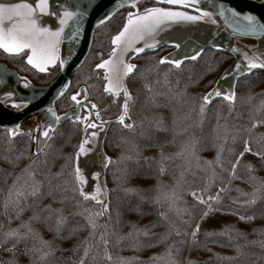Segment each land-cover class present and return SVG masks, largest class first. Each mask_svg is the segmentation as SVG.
<instances>
[{"label": "trees", "instance_id": "16d2710c", "mask_svg": "<svg viewBox=\"0 0 264 264\" xmlns=\"http://www.w3.org/2000/svg\"><path fill=\"white\" fill-rule=\"evenodd\" d=\"M124 12L125 9H121L110 24L95 30L87 59L73 70L70 76L74 88L81 84H94L95 87L90 88V91L98 103L105 99L101 88L102 82L92 81L95 77L93 66L99 61L97 53L105 55L109 50V38L122 24L120 13ZM166 49L142 54L140 59L134 60L140 72L134 79L128 81L134 97L130 109L133 128L112 124L107 132L104 149L111 157L106 174L110 213L99 219L98 223L107 225V228H98L91 242L95 244L100 238V233L106 230L108 252L112 259L111 261L102 259L101 244L100 257L96 261H89L88 264H121L120 258H124L125 264H163V261H153L150 258L165 253L169 245L172 246L173 258L178 264H187L189 260L192 264H264V247L260 243H252L264 241V189L258 192L254 205L243 204L242 201L248 197L241 196L236 191L237 188L245 193L253 191L254 185L249 180L250 175L264 181V161L251 152L246 153L235 170L236 178L229 176L230 163L235 162V155L242 150L243 140L248 137L246 129L254 119H264V107H260L264 102V71H255L238 79L235 102L230 103L217 98L201 116L199 114L201 96L213 86L223 68L230 63L232 55L206 49L200 58L185 61L177 70L169 65H158L157 62ZM0 60L17 69L20 74L28 75L38 84L49 82L58 72V69H55L50 74L36 73L24 63L22 57L8 56L1 50ZM85 77L92 78L85 80ZM165 78L167 83L164 82ZM77 80H80L79 85L76 84ZM144 84L150 85L151 91L145 89ZM181 90L183 95L178 96L177 93ZM55 105L57 112H64L70 108L66 98L59 99ZM113 106V113H117L119 104ZM156 119L161 120L159 125H156ZM262 134L264 126H258L252 133L253 136ZM80 135L81 125L73 126L70 121H66L55 130L53 139L48 142L50 146L44 149L47 155L37 157L33 156V142L28 137H17L13 144L9 145L3 129H0V223L4 225L0 227V234L9 226L16 227L20 220H27L32 215V208H35L41 219L33 222V227L41 232L44 239L52 240L53 233L45 227V223L52 227L56 214L53 213L51 219L45 221L48 213L41 209L48 204H51L53 209H61L66 220L61 226L60 236L53 241L55 253L51 258L52 264H74L79 259L82 253L73 252L72 249L88 236L89 228L84 217L76 213H79L81 208L96 210L91 201H82L78 206L77 201L81 198L71 192L73 185L67 175L68 169L64 170L63 176L54 175L61 170L65 157L74 155L81 139ZM188 138L195 141L194 153L176 155L181 153V145ZM125 140L129 143H123ZM262 144L264 140L261 143L253 141L251 145L253 152L259 150ZM129 145H135L138 153L130 152ZM216 145L223 147L221 154L223 164L209 166L204 161L214 160ZM229 149L233 151L229 152ZM20 153L24 155L17 161L15 156ZM122 153L133 158L121 161L119 158ZM161 153L170 157L163 162L166 169L164 174L160 173ZM4 156H8L12 162L9 163ZM146 157L149 159L146 160ZM196 157H199V160ZM32 160H37V164L32 165L31 169L36 180L43 182L45 193L49 191L50 182L51 195H44L42 199L37 197L35 201L29 196L27 204L32 207L23 212L20 220L13 219L9 225L7 221L9 215L13 213V208L11 205L7 209L4 207L8 189L16 176L21 175L22 170ZM181 172L184 178L177 188L180 199L176 201L175 206L169 209L164 201L157 203L158 194L168 191L175 184L174 177H178ZM213 173L215 177L211 180L209 193L215 195L224 185L228 186L229 191L221 194L219 204H213L219 211L211 212L200 221L201 227L196 243H192L190 231L207 208L199 205L193 208L194 201L190 192L202 189L209 183ZM25 178L22 176V181ZM128 188L137 191H125ZM24 203L22 198L21 206H24ZM178 210L182 214L178 215ZM161 213H165L167 219H162ZM240 215H251L254 218L250 222L241 221ZM190 218L193 220L191 225L182 223ZM132 224L138 229L149 226L147 235L133 231ZM152 224H155V227H151ZM169 225L179 228L181 234L178 236L173 232L166 240L158 243L160 234L168 231ZM228 228L238 230L244 235L235 236L231 232L224 236L205 235L207 232L220 233ZM129 232L133 234L129 236ZM185 232L189 235H185ZM32 243L29 239L28 247H31ZM237 245L240 246L239 256L235 250ZM7 246L9 245L3 247ZM24 247V243L17 246L19 264H28V258L22 254ZM11 255L0 247V262L9 259ZM225 256L235 258L219 259Z\"/></svg>", "mask_w": 264, "mask_h": 264}, {"label": "snow or ice", "instance_id": "6c2138e0", "mask_svg": "<svg viewBox=\"0 0 264 264\" xmlns=\"http://www.w3.org/2000/svg\"><path fill=\"white\" fill-rule=\"evenodd\" d=\"M251 7L247 10H238L235 6H226L225 3L217 2V0H207L209 7L204 6L203 0H113V7L107 11L96 22V28L99 29L102 26H107L111 23L114 17L120 12L121 9H126V12L120 13L122 15V24L117 27L114 34L110 36V50L107 52L106 58L102 53H97L99 62L95 63L94 76L97 80L102 82V91L108 97L111 98V103L116 104L117 98L122 97V104L119 105L120 111L116 117V123L122 125L125 128L132 129L133 124L127 121L131 119L130 109L134 102V97L128 86V81L136 77V74L140 72L138 65L131 62L133 59H140L142 54L147 52H156L166 46H171L181 56L168 54L163 56L157 62L158 65H169L179 70L185 61H195L201 57L205 51L201 46H186L185 43L180 40L174 39L169 36L165 39V35L171 33L176 27L181 25L197 26L207 25L217 31L231 30L233 37L242 36H260L264 37V0H250ZM98 7L93 3V0H84L83 7L81 4L76 5V10H70L68 7L61 5L60 11L51 10L50 0H35V3L29 2V0H0V50L8 56L22 57L24 63L30 66L36 73L50 74L52 70L58 69L61 73L65 72L71 65L69 57H65L61 52V45L65 39V29L69 25V21L75 22V30L72 32V38H76L80 35V22L87 15L88 8L93 10ZM256 9H260V12H256ZM58 18V26L54 29L44 23H42V17ZM223 22L222 25L220 22ZM214 50L222 49L221 44L212 42L209 45ZM230 51L237 53L241 59L234 62V64L225 70L220 81L211 91L203 94L199 103V114L202 116L206 108L213 103V98H220L224 101L232 102L235 99V93L231 89L233 88V81L238 77H242L246 74L252 73L253 70H264V50L254 49L251 54L249 51L241 50L238 46H232ZM84 59H87L85 57ZM84 60L79 62L82 65ZM78 65V67H79ZM211 70V69H209ZM92 77H85V80ZM143 78V73H141ZM19 81L18 87L25 90L32 87L31 81L27 77H16ZM167 83V78H165ZM221 82H225L228 85L227 91L221 87ZM76 84H80V80L76 81ZM95 87L94 84L86 85L85 87L74 88L72 81L65 80L55 93V99L66 98L71 112H64L62 115L57 114V111L53 104L47 105L43 111L46 116L49 117V123L47 125H39L37 129L23 130L19 121H9L8 123L0 124V128L3 129V133L7 138L9 145L13 144V141L17 137H28V139L37 145L36 150L33 152V156H46L45 148L49 147V141L53 139L55 135L56 126L62 121H70L73 126L81 125V131L83 137L75 151L74 155H68L65 157V163L61 165V170L54 175L60 177L64 175V170L68 169L67 175L71 178L72 188L71 192L74 196H78L81 199L77 201L78 206L81 202L91 201L96 206V210L92 208H81L77 215H81L87 221L89 232L79 245L72 249L73 252H81L79 259L74 264H88L89 261H96L100 257L101 244L102 259L111 261L112 257L108 252V233L103 231L100 233L99 240L93 244L92 238L96 236V230L98 228H107V225H100L98 223L101 217L110 213V205L107 202L108 192L102 187L100 183H95L93 187L85 179L86 164L82 162L81 158L85 157L90 151V145L94 144L100 135L106 128V125L112 123V121H106L103 118L102 112H106L107 107L101 108L97 103L92 102L90 99L89 88ZM143 87L148 91H151L150 85L144 84ZM33 96L37 93L33 92ZM178 96L183 95V90L177 93ZM34 103V99L25 98L22 95H17L15 88L4 91L0 96V118L3 113L11 112L21 113L28 109L30 105ZM260 107H264V102ZM259 108L257 112H259ZM156 125L161 123L160 119H156ZM258 126H264V119H254L250 126L246 129L248 137L243 140L241 149L238 154L235 155V162L230 163L231 171L229 173L230 178L235 177V170L239 165V162L246 153H252L255 156H259L261 161H264V144L261 148L255 152L252 150V142L261 143L264 140V134L261 136H253V130ZM38 133V134H37ZM43 138V139H41ZM128 144V141H123ZM89 146V147H86ZM195 141L192 138H188L181 145V153L192 155L194 153ZM216 157L213 161H204L209 166L216 164L222 166V145H216ZM130 152L138 153L135 145H129ZM233 149H229L232 152ZM24 153H20L15 156L18 161ZM11 163V159L8 156L3 157ZM132 156H126L123 153L120 156V160H130ZM169 156L160 154V173L164 174L165 167L163 162L169 159ZM146 160L149 158H145ZM199 160V157H196ZM111 163V161H109ZM37 164V160H32L31 163L22 170L21 175H17L13 184L9 187L7 196L5 198L4 207L8 208L9 205L13 208V213L8 217V224H12V220H20L23 212L31 208L32 206L27 204V198L30 196L35 201L37 197L43 198L44 195H51V185L49 182V191H43V182L37 181L34 171H32V165ZM251 167V165H247ZM91 175L93 182L99 179L100 173H88ZM22 176L26 177L22 181ZM215 177V173L209 178V183L199 191L193 190L190 192L193 198L192 207L197 205L205 206L206 211L200 215L199 220L195 221V226L191 229L190 235L192 237V243H196V237L200 230V221L204 220L213 211H219L218 208H214L213 204H219L221 201V194L227 193L229 188L227 185L220 187L219 191L212 195L209 193L211 187V180ZM183 172L178 177H174L175 184L168 190L162 191L156 197V202L164 201L169 209H172L176 201L180 199L177 192V188L183 181ZM249 180L252 181L254 187L251 193H245L241 189L237 188L236 191L241 196L248 197L242 201L245 205H254L256 203V197L261 189H264V181H261L258 177L249 176ZM22 181V182H21ZM68 181L66 180L65 183ZM230 183V181H229ZM86 184L88 186L86 187ZM19 185V186H18ZM256 185H259L257 187ZM59 187V185H57ZM159 187V185H158ZM27 190V191H26ZM125 191L134 192L137 189L128 188ZM24 199V206H21V199ZM67 199V197H64ZM236 202V201H233ZM41 211L48 213V216L44 218L45 221L51 219L53 213L56 214L55 224L52 227H48L45 223V227L53 233L52 240H46L39 230L33 227V222L40 221L41 217L35 208H32V215L27 220H20V223L16 227L9 226L2 234H0V247L2 250L12 255L9 259L0 262V264H19V258L17 256V246L24 243L23 255L28 258V264H52L51 258L54 256L55 249L53 248V241L60 236L61 226L65 223L66 217L62 215L61 209H53L51 204L45 205ZM177 214H182L180 210ZM162 219H167L165 213H161ZM254 217L251 215H240L241 221L250 222ZM185 225H191L193 220L190 218L187 221H182ZM4 225L0 223V227ZM133 231L142 232L147 235L148 227L144 229L136 228L135 224L131 225ZM151 227H155L152 224ZM180 235L179 228L174 225H169V230L160 234L157 242L166 240L172 233ZM234 233L235 236H243L244 233L228 228L220 233L207 232L206 236L220 235L224 236L229 233ZM133 232H129L131 236ZM189 235L188 232L184 233ZM63 238V237H62ZM232 238V237H230ZM31 239L32 246L28 247L27 241ZM183 243V241H182ZM252 243H260L264 247V241H252ZM4 245H9L3 247ZM153 245H149L151 247ZM237 256L240 255V246H235ZM179 251V250H177ZM235 257H219L221 260H232ZM121 259V264H125L124 258ZM153 261H163V264H178L173 258L172 246L169 245L165 253L155 255L150 258ZM187 264H192V261H188Z\"/></svg>", "mask_w": 264, "mask_h": 264}, {"label": "water", "instance_id": "95a60500", "mask_svg": "<svg viewBox=\"0 0 264 264\" xmlns=\"http://www.w3.org/2000/svg\"><path fill=\"white\" fill-rule=\"evenodd\" d=\"M29 2L34 4L35 0H29ZM217 2L225 3L226 6H235L237 7L238 10L240 9L247 10L248 8L251 7L250 0H217ZM78 3L81 4V6L83 7L84 0H50V8L51 10L59 13V11L61 10L60 6L64 5L68 7L70 10L75 11L76 5ZM93 3L97 4L98 7H96L94 10L92 8H88L87 15L80 22V29H81L80 35L76 38H72V35H71L76 27L75 22L69 21V25L65 29V39H64L63 44L61 45V52L65 57L70 58L71 65L63 73H61L58 70L57 76L54 77L49 82L37 84L33 82L27 75L20 74L17 71V69L8 65L5 61L0 60V96H2L4 91L15 88L18 96L22 95L25 98L34 99V103L30 105L28 109L24 110L21 113H15V114L11 112L3 113L2 118H0V124L8 123L9 121H19L22 127V120L25 119L28 115L33 114V113H42L40 119L41 120L44 119V121H46L45 124L43 125H47L49 123L50 118L46 116L43 109L49 104H53V106L56 109L55 102L57 100L55 99V93L58 91L59 86L65 80L70 81V76L73 70L78 68L79 62L81 60H84V61L86 60L84 58L88 57L87 55H88V52L90 50V47L93 41L92 37H93L95 30L97 29L96 28L97 20L100 19L107 11L111 10V8L113 7V0H93ZM203 4L204 6L210 8V5L207 4V0H203ZM255 11L260 12L261 10L256 9ZM58 18H59L58 16L56 18H53L50 16L42 17V23L54 29L55 27L58 26V23H57ZM220 23L222 25L223 22L221 21ZM217 31L218 30L210 26H207V25H197V26L181 25V26L176 27L171 33H168L165 35V39H168L170 36L174 39L180 40L181 42L185 43L186 46H201V47H204L205 50L206 49L214 50L209 45L212 42H215L223 46L222 49L217 50V51L225 52V53L232 55V59L230 63L223 68L224 70L216 78V81L213 83V86L209 90H207L205 93L211 91L212 88L216 86L217 82L220 81L221 76L224 75L226 69L231 67L234 64V62L241 59V57L237 53H232L230 51L232 46H238L241 50L249 51V54H251L252 50L254 49L264 50V37H260V36L233 37L231 35L230 29L219 31V34H217ZM168 47L170 49L166 53L162 54L160 58L168 54L181 56V54L178 53L176 49H174L171 46H166L164 48H168ZM147 53H152V52L149 51ZM134 60L135 59H133L131 62L135 63ZM255 71L263 72L264 70L262 69L253 70V72ZM247 75L248 74L242 77H245ZM16 77H27L31 81L32 87L27 90L18 87L19 81L16 79ZM242 77H238L235 81L232 82L234 86L231 90L234 91L235 94H236V86H237L236 83L238 79ZM221 87L225 89V91L229 90L228 85L225 82H221ZM33 92L37 93V95L33 96L32 95ZM214 100H217V98L214 97L213 102ZM122 102L123 100H121V104ZM232 102H235V100H233ZM71 111L72 109H69L65 112H71ZM63 113L64 112L62 113L57 112V114L59 115H62ZM117 116L112 117V118H106V121H112V123L106 125L105 130L100 133L96 142L90 145V151L86 154L85 157L81 158L82 162L86 164V168H85L86 181H88L89 184H92L93 187L95 186V183H100L102 187L106 189L108 192V197H107L108 203L110 199H109V186H108V183H106V174L109 168L108 166L110 164L109 161H111V157L105 151L104 144H105L107 132L110 126L112 124H118L116 123ZM65 122L66 121H62L59 125L56 126V129ZM127 122L133 124L132 119H129ZM80 136L82 139L83 137L82 131H81ZM86 147H89V146H86ZM94 172L100 173L99 179L95 182L92 181L91 175L88 174V173H94ZM87 186L88 184H86V187ZM105 217L106 216H104L103 218Z\"/></svg>", "mask_w": 264, "mask_h": 264}, {"label": "flooded vegetation", "instance_id": "af4514ba", "mask_svg": "<svg viewBox=\"0 0 264 264\" xmlns=\"http://www.w3.org/2000/svg\"><path fill=\"white\" fill-rule=\"evenodd\" d=\"M125 12H126V9H125ZM91 48V47H90ZM170 48L168 47L165 51H163L162 52V54H164V53H166L168 50H169ZM109 50H110V48H109ZM108 50V51H109ZM107 51V52H108ZM107 52H106V54L104 55V57L106 58V55H107ZM98 53H100V52H98ZM161 54V55H162ZM3 61V60H2ZM99 62V61H98ZM135 62V61H134ZM95 66V65H94ZM94 66H93V71H94ZM39 74H41V73H39ZM24 75V74H23ZM26 75V74H25ZM28 76V75H27ZM29 77V76H28ZM56 77V76H55ZM30 78V77H29ZM52 80V79H51ZM92 81H97V79L94 77L93 79H92ZM38 84V83H37ZM87 84H81V85H79V86H77L76 88H78V87H82V86H86ZM101 88H102V85H101ZM89 90V93H90V99L92 100V101H94L95 103H97L101 108H104V107H107V111L106 112H102V115H103V118L106 120V118H112V117H115V116H117L118 114H119V111H120V107H119V111L117 112V113H113V109H114V106L113 105H115V104H113V103H111V98L110 97H108L106 94H104L103 93V91H102V93H103V97H104V99H105V101H103V102H99L98 103V100L92 95V92L90 91V88L88 89ZM101 100V99H100ZM121 100H122V97L121 98H117V103L116 104H121ZM58 101V100H57ZM56 101V102H57ZM56 102H55V104H56ZM69 109H71V107L70 108H68L67 110H69ZM66 110V111H67ZM65 112V111H64ZM59 113H62V112H59ZM112 113V114H111ZM40 114V117H41V114L42 113H39ZM27 119L29 120V115L25 118V119H23L22 120V124L24 125L25 123V121H27Z\"/></svg>", "mask_w": 264, "mask_h": 264}, {"label": "built area", "instance_id": "2783aa9c", "mask_svg": "<svg viewBox=\"0 0 264 264\" xmlns=\"http://www.w3.org/2000/svg\"><path fill=\"white\" fill-rule=\"evenodd\" d=\"M30 121L26 127V130L29 129H37V127L41 124H45L46 121L44 119H40V114L39 113H33L29 115V120ZM38 134V133H37Z\"/></svg>", "mask_w": 264, "mask_h": 264}, {"label": "rangeland", "instance_id": "374dc122", "mask_svg": "<svg viewBox=\"0 0 264 264\" xmlns=\"http://www.w3.org/2000/svg\"><path fill=\"white\" fill-rule=\"evenodd\" d=\"M29 122L30 121H28V119H27V121L24 122L25 124L24 125L22 124V128L26 129ZM36 148H37V145L35 143H33V152L36 150Z\"/></svg>", "mask_w": 264, "mask_h": 264}]
</instances>
